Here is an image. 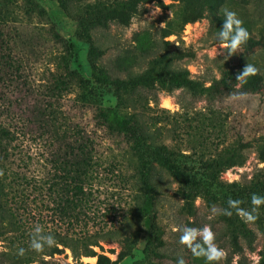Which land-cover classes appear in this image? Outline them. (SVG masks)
<instances>
[{"label": "rangeland", "instance_id": "1", "mask_svg": "<svg viewBox=\"0 0 264 264\" xmlns=\"http://www.w3.org/2000/svg\"><path fill=\"white\" fill-rule=\"evenodd\" d=\"M33 1L31 7L28 0H0V124L11 135L7 150L0 153V253L23 248L34 260L43 259L47 264H93L83 259L88 257L73 260L68 249L52 257L42 256L50 250L49 238L57 241L90 231L108 235V243L100 244L103 251L95 250L118 260L117 264L148 263L144 252L148 223L135 216L141 192L130 145L122 134L109 133L94 119L96 107L113 108L117 97L111 89L94 85L96 101L82 104L78 87L68 84L61 95L48 98V88L62 71V56L85 79H91L97 70L111 79L135 77L165 56L168 72L187 71L207 91L193 94L156 82L129 98L122 95L130 104L144 107L149 142L162 143L194 159H209L242 141L248 145L245 164L227 170L221 180L245 184L254 174H264V163L257 154V144L264 141V0L226 1V9L236 12L256 39L263 38L262 45L241 47L231 54L219 47L218 31L206 14L180 32L165 36L173 15L171 0H73L69 3L72 16L116 3L132 6L121 18L91 29L92 45L99 53L95 58L88 56L89 44L75 38L76 22L57 1ZM63 40L73 45L70 60ZM247 63L259 69V88L217 95L214 86L222 71L229 67L242 72ZM165 100L171 102V109L163 107ZM46 107L53 115H48ZM126 107L119 109L124 112ZM82 136L92 139L94 166L89 184H83V203L72 212L66 201L72 196L66 192L70 178L65 176V163L71 159L68 145ZM150 181L156 191L155 223L164 242L156 250L159 257L150 255V261L178 264L183 258L185 264H206L179 237L183 227L207 226L216 246L225 252L215 264H239L240 256L232 257L220 204L209 205L202 196L187 203L177 179L157 165ZM85 193L89 194L88 204ZM240 218L252 233L251 246L249 240L240 239L245 256L242 264H259L264 246L260 226ZM32 241L40 243L43 251L32 249ZM199 243L197 237L193 246Z\"/></svg>", "mask_w": 264, "mask_h": 264}, {"label": "trees", "instance_id": "2", "mask_svg": "<svg viewBox=\"0 0 264 264\" xmlns=\"http://www.w3.org/2000/svg\"><path fill=\"white\" fill-rule=\"evenodd\" d=\"M55 1H57L62 10L74 18L76 22L75 38L89 44L88 56L90 58H95L99 54L92 45L91 29L102 26L112 19L121 18L123 11L132 7L130 4L116 3L96 10L87 9L72 16L69 13V3L73 0ZM156 1L143 0L144 3ZM171 1L173 2L171 5L173 15L164 29L165 36L180 32L186 24L203 18L205 14L213 28L217 31L222 30L224 10H228L225 7L228 0ZM28 2L31 7L34 5L33 0H28ZM160 4L164 6L162 2ZM221 6L223 8H220ZM247 30L249 39L242 47L253 49L262 45L263 38L261 40L256 39L252 35L251 30ZM55 36L62 40L59 35ZM63 41L67 44V41ZM72 50L73 45L68 43L67 53L69 60L72 56ZM61 63L62 71L55 75L54 85L48 88V98L61 95L62 91L68 88V84H74L78 87L80 90L78 99L82 104L92 105L96 101L94 85L111 89L117 97V104L113 108L96 107L94 119L99 127L105 128L109 133L122 134L130 145L134 170L141 192V203L135 209V216L148 223V239L144 249L148 258L147 264H154L149 260L150 255L156 258L159 257L156 250L164 246L163 233L155 223L153 212L156 191L150 181V174L154 165L162 167L177 179L183 198L187 203H191L198 196H202L209 205H221V219L225 224L227 240L232 248V257L240 256L238 263L242 264L245 256L244 249L240 245V239L249 240V245L251 246L252 233L247 228L246 223L240 218L237 209L229 208L228 201L239 200L240 204L237 207L251 212L254 207L251 204L252 195L264 196V174L262 172L261 174H254L251 180L245 184L224 182L221 180V176L227 170L241 167L245 164L244 148L248 145L238 141L236 146L226 147L215 157L209 159H194L191 155L173 152L162 143L149 142L150 133L146 124L144 107L135 103L130 104L129 99L122 98V95H127L129 98L130 95L140 90L149 89L156 82L182 87L193 94H203L207 90L203 89L199 83L191 80L187 71L168 72L169 59L165 56L152 61L144 73L127 79H111L102 70H97L91 79H85L77 71L70 69L65 56L61 57ZM240 73V71L226 67L222 71L221 79L215 83V93L221 96H228L234 93L255 91L259 88L260 76L258 74L238 81L237 76ZM237 86L239 88H236ZM123 105H127L126 111L121 112L119 108ZM48 109L46 107L44 110L48 111V115H53V112L50 109L49 112ZM10 136V132L0 124V153L7 150V145L11 140ZM257 145L258 160L264 163V141ZM68 148L71 159L65 163L67 168L65 176H69L70 183L66 192L72 198H68L66 201H68L70 210L74 212L83 203V184L88 185L92 178L94 166L92 156L93 142L89 136H82L80 140L69 144ZM2 191L3 181L0 173V197ZM86 195L88 204L89 194ZM225 210L230 211L231 215H226ZM252 214L257 217L254 222L259 224L264 240V205H260L258 210ZM107 239L108 235L97 232L90 233V231L79 236H66L57 240V245L51 246L48 253H43L42 256L52 257L63 253V249H68L73 260L77 262L82 257H95V264H117L118 260L112 261L104 253H98L95 250V248H99L103 251L100 244L108 243ZM59 246L62 248L60 249ZM19 250L0 253V264H47L43 259L40 262L37 259L34 260L32 255L27 254L25 251L23 255H19ZM119 258H122V255ZM259 264H264V246L263 251L260 253Z\"/></svg>", "mask_w": 264, "mask_h": 264}, {"label": "clouds", "instance_id": "3", "mask_svg": "<svg viewBox=\"0 0 264 264\" xmlns=\"http://www.w3.org/2000/svg\"><path fill=\"white\" fill-rule=\"evenodd\" d=\"M249 39V32L247 28L243 26V21L238 17L237 13L230 10H224V24L222 30L218 31L217 42L219 47L223 49H228L229 53H235L243 45L247 43ZM259 72V69L247 63L242 72L237 76V80L242 78L255 76ZM240 204L239 200H229V208H236L239 215L244 217L246 221H254L257 217L252 213L258 210L260 205H264V196H258L256 194L252 195L251 204L254 206L252 211H246L240 209L237 206ZM226 215H231V212L225 210ZM39 231V228L36 229ZM181 235L179 241L181 244L188 246L191 250L193 256L203 257L206 261V264H215L222 260L225 257V252L222 249H219L214 243V234L211 229L207 226L203 228H192V227H183L180 229ZM200 238V243L196 246H193V242ZM48 244L50 246L57 245L56 240L49 238ZM31 248L37 252L43 251V246L40 243L35 241L31 242ZM24 254V249L19 250V255ZM178 264H185L183 258L178 261Z\"/></svg>", "mask_w": 264, "mask_h": 264}, {"label": "bare ground", "instance_id": "4", "mask_svg": "<svg viewBox=\"0 0 264 264\" xmlns=\"http://www.w3.org/2000/svg\"><path fill=\"white\" fill-rule=\"evenodd\" d=\"M163 107L164 108H167V109H171L172 108V104L170 101L168 100H165L164 101V104H163ZM84 260H89L91 262H93V264L95 263L96 259L94 257H88V258H83Z\"/></svg>", "mask_w": 264, "mask_h": 264}]
</instances>
